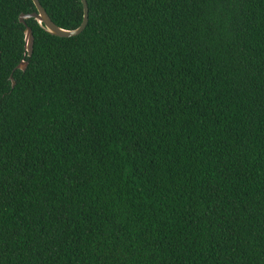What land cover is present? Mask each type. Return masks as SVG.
Wrapping results in <instances>:
<instances>
[{
  "label": "trees",
  "instance_id": "trees-1",
  "mask_svg": "<svg viewBox=\"0 0 264 264\" xmlns=\"http://www.w3.org/2000/svg\"><path fill=\"white\" fill-rule=\"evenodd\" d=\"M85 4L0 0V264H264V0Z\"/></svg>",
  "mask_w": 264,
  "mask_h": 264
},
{
  "label": "water",
  "instance_id": "water-1",
  "mask_svg": "<svg viewBox=\"0 0 264 264\" xmlns=\"http://www.w3.org/2000/svg\"><path fill=\"white\" fill-rule=\"evenodd\" d=\"M33 6L35 8V12L28 14V15H20L18 18V22L20 24H24V20L33 19L36 24L41 27L48 35L56 37V38H72L77 36L82 32L85 28L87 22V8L85 4V0H79L81 8H82V19L79 26L71 31H65L57 28L54 26L50 20L48 19L45 12L39 6L36 0H31ZM31 47H32V36L30 29L25 27L23 31V50L27 57L31 54ZM26 67L25 62H20L16 67L17 70L23 71Z\"/></svg>",
  "mask_w": 264,
  "mask_h": 264
}]
</instances>
